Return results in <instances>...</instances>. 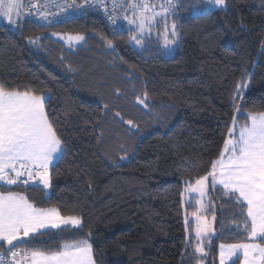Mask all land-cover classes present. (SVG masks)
I'll return each mask as SVG.
<instances>
[{
	"label": "trees",
	"instance_id": "16d2710c",
	"mask_svg": "<svg viewBox=\"0 0 264 264\" xmlns=\"http://www.w3.org/2000/svg\"><path fill=\"white\" fill-rule=\"evenodd\" d=\"M198 2L176 0L166 19L178 33L169 56L161 50L163 16L143 47L129 27L114 30L97 13L51 27L0 24V85L47 92L46 112L63 143L49 191L0 189L82 218V227L45 231L19 247L56 250L84 239L95 264H218L216 246L241 241L245 210L217 189V233L199 256L185 231L184 213L195 206L182 205L181 193L208 173L237 109L264 112V0H225L194 16ZM50 31L86 39L68 48Z\"/></svg>",
	"mask_w": 264,
	"mask_h": 264
},
{
	"label": "snow or ice",
	"instance_id": "6c2138e0",
	"mask_svg": "<svg viewBox=\"0 0 264 264\" xmlns=\"http://www.w3.org/2000/svg\"><path fill=\"white\" fill-rule=\"evenodd\" d=\"M54 3L55 0H29V4L25 5L23 0H0V18L5 19L9 25L22 27V17L27 19L33 13L47 25H51L57 21L50 17L63 14L67 18L69 14L83 13L93 3L104 4V11L108 12L107 0H83L80 5H76L74 0L71 3H55L58 11L50 13L48 9ZM125 4L127 8L123 19L127 21L132 33L130 40L143 47L145 35H150L152 28L158 26L163 16L165 32L161 50L170 52L177 42L178 33L173 21L170 33L172 39L168 38L166 19L174 13L176 0H163L159 5L152 0H112V13L107 18L114 30H117L114 16ZM224 4L225 0H200L193 3L189 11L198 16L206 13L209 7ZM25 7L28 8L26 13L23 12ZM84 39L86 37L80 34L69 36V46ZM29 43L35 44L36 40H29ZM107 46L113 47L111 41ZM48 95L0 85V185H29L35 182L45 192L50 189V166L63 154V143L46 112ZM138 102L145 103L139 98ZM240 115L246 117L242 126L238 125ZM131 123L128 121V124ZM210 187L222 191L229 200L235 197V203L239 207L246 206V211L242 214L249 242L221 244L220 264H227L238 253L243 256L241 264H264V244L254 242L264 239V112L244 114L237 109L222 150L218 158L211 161L208 173L194 182H187L185 191L198 194L200 199L196 201V209L191 213L194 227H189L192 221L186 215L185 231L190 237L194 232L198 240L195 252L201 257L206 254L203 241L214 232L213 222L216 219L213 216L210 221L204 214L210 210V201L205 199ZM183 195L181 193L182 198ZM212 210L214 211V207ZM69 225L74 228L82 227V218L77 215L64 216L57 207H37L19 193L0 192V249L11 253V259L7 261L0 256V264H95L92 245L88 240L66 241L56 250H13L17 244L26 243L45 231Z\"/></svg>",
	"mask_w": 264,
	"mask_h": 264
},
{
	"label": "rangeland",
	"instance_id": "374dc122",
	"mask_svg": "<svg viewBox=\"0 0 264 264\" xmlns=\"http://www.w3.org/2000/svg\"><path fill=\"white\" fill-rule=\"evenodd\" d=\"M220 7H222V6H219V7H209V9H219ZM168 29H170L169 31H168V38L169 39H172V37H171V35H170V33H171V26H169L168 27ZM57 34V35H53V34ZM49 34L52 36V38H55L56 40H60V41H62L68 48H71V47H77V46H80L81 44H82V42L83 41H78V42H73L74 43V46H69V43H68V37L69 36H75V35H77V34H73V33H71V34H68V33H62V32H56V31H50L49 32ZM164 34V33H163ZM163 34H162V45H163V42H164V40H163ZM81 35V34H80ZM83 35V34H82ZM177 43H178V37H177V42L175 43V45L173 46V48H172V50L169 52L168 50H164V55L165 56H169L171 53H172V51L174 50V48H175V46L177 45ZM43 93H47V92H43ZM49 97V96H48ZM259 113V112H258ZM239 125V124H238ZM240 126H242V125H240ZM221 152V151H220ZM219 152V153H220ZM219 153H218V155L216 156V158H218V156H219ZM60 157V156H59ZM51 167V166H50ZM50 180H51V177H50ZM6 186H8V185H6ZM11 186H13V185H11ZM41 186V185H40ZM187 186V185H186ZM186 186L184 187V189H183V191H182V193H184V195H183V198H182V205H184V206H186V205H194L195 206V209H196V201L198 200V199H200V197H199V195L198 194H191V193H188V192H186L185 191V189H186ZM42 187V186H41ZM218 188H219V186H218ZM8 191H11V192H15V193H18L17 191H13V190H8ZM8 191H3V190H1L0 189V192H8ZM47 191H49V189L47 190ZM216 192V190H213L211 187L209 188V191H208V194H207V196H206V200L207 201H210V204H209V211H207L206 213H204L207 217H208V219L211 221L212 220V217L213 216H215V218H217V215H216V212H215V209H216V207H217V204H216V202H215V199H214V197H213V195H214V193ZM21 194V193H20ZM23 195V194H22ZM25 196V195H24ZM233 200L235 201V197H233ZM214 207V211L212 210V208ZM244 210L246 211V206H245V208H244ZM195 211V210H194ZM193 211V212H194ZM191 213L192 212H189V213H184V217L187 215L188 216V219L190 220V221H192V227H194V219H193V217L191 216ZM213 228H214V232L213 233H211L210 235H209V237L207 238V239H205L204 241H203V246H204V248H205V253L207 254V252H208V250H207V248L209 247V245H210V241L212 240L211 238L212 237H214L215 235H216V233H217V227H216V219H215V221L213 222ZM189 234V233H188ZM193 235H194V232H193ZM236 235H239V237H241V241H229V242H220L219 244H218V246H216V250H217V261H218V264H220V245L221 244H224V245H229V244H238V243H244V242H249V240H248V235H247V230L244 228V225H241L238 229H237V231H236ZM195 236V235H194ZM196 238V237H195ZM197 239V238H196ZM197 242H198V240H197ZM254 242H256V243H261V244H264V239H257V240H255ZM0 251H2V249H0ZM243 259V256H242V253H238L237 254V256H235V257H233L230 261H227V264H230V263H233V262H235L236 260L239 262V264H241V260Z\"/></svg>",
	"mask_w": 264,
	"mask_h": 264
},
{
	"label": "built area",
	"instance_id": "2783aa9c",
	"mask_svg": "<svg viewBox=\"0 0 264 264\" xmlns=\"http://www.w3.org/2000/svg\"><path fill=\"white\" fill-rule=\"evenodd\" d=\"M64 2H68V3H71L72 0H55V3H64ZM75 4L76 5H80L83 3V0H74ZM153 3L159 5L160 3L163 2V0H152ZM23 3L25 5H28L29 4V0H23ZM55 3L48 9V11L50 13H56L58 11V9L55 7ZM104 7L105 5L104 4H96V3H93L92 6L90 7H86L85 11L83 13H80V12H76L74 14H69L67 16V18L65 17V15H60V16H56V17H50V18H54L57 22L51 24V25H47L44 21L40 20L38 17L35 16V13H33L32 16H29L27 19H23V25L22 27L24 26L25 23H32L34 25H39V26H42V27H51V26H54V25H59V23H63V22H66V21H69L70 19H74V18H81V16H86V15H92L93 13H97L101 16V18L111 27H113V25L111 24V22L109 21V19L107 18L109 14L112 13V0H107V8H108V12L106 13L104 11ZM127 8V4L124 5V8H121L118 10V12L115 14L114 16V19L117 20V30H126L128 29L129 25L127 24V21L123 19V16H124V10ZM157 11H160L159 8H157ZM23 12H28V8L25 7L23 9ZM129 15H131L129 13ZM0 24H3V25H6L3 21L2 18H0ZM8 28H10L11 30H17L19 29L18 26L21 28L20 25H17V26H10V25H7ZM26 178V177H25ZM32 184H36L35 182L33 183H30L29 185H23L22 183L21 184H18V186H31ZM22 249H27V248H24V247H19V246H16L15 249L13 250H22ZM0 256H3L5 261L7 260H10L11 259V253L6 251V250H2L0 251Z\"/></svg>",
	"mask_w": 264,
	"mask_h": 264
},
{
	"label": "crops",
	"instance_id": "0c3cea01",
	"mask_svg": "<svg viewBox=\"0 0 264 264\" xmlns=\"http://www.w3.org/2000/svg\"><path fill=\"white\" fill-rule=\"evenodd\" d=\"M2 19H3V18H2ZM3 21H4V23H5L6 25H9L5 19H3ZM10 26H11V25H10ZM69 226H71V225H69ZM71 227H73V226H71ZM81 240H84V239H81Z\"/></svg>",
	"mask_w": 264,
	"mask_h": 264
},
{
	"label": "water",
	"instance_id": "95a60500",
	"mask_svg": "<svg viewBox=\"0 0 264 264\" xmlns=\"http://www.w3.org/2000/svg\"><path fill=\"white\" fill-rule=\"evenodd\" d=\"M19 244H20V243H19ZM19 244H17V246H18Z\"/></svg>",
	"mask_w": 264,
	"mask_h": 264
}]
</instances>
